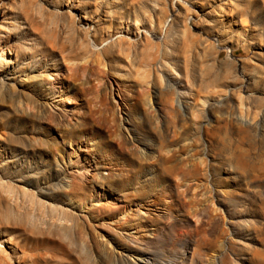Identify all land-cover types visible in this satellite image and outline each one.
<instances>
[{"label": "rangeland", "instance_id": "1", "mask_svg": "<svg viewBox=\"0 0 264 264\" xmlns=\"http://www.w3.org/2000/svg\"><path fill=\"white\" fill-rule=\"evenodd\" d=\"M0 264H264V0H0Z\"/></svg>", "mask_w": 264, "mask_h": 264}]
</instances>
